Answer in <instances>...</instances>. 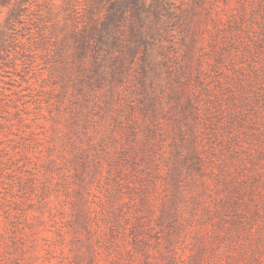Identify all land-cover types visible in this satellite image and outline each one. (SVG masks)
Returning <instances> with one entry per match:
<instances>
[{
    "label": "rangeland",
    "instance_id": "374dc122",
    "mask_svg": "<svg viewBox=\"0 0 264 264\" xmlns=\"http://www.w3.org/2000/svg\"><path fill=\"white\" fill-rule=\"evenodd\" d=\"M174 3L144 88L79 49L86 0L0 5V264H264V0Z\"/></svg>",
    "mask_w": 264,
    "mask_h": 264
},
{
    "label": "trees",
    "instance_id": "16d2710c",
    "mask_svg": "<svg viewBox=\"0 0 264 264\" xmlns=\"http://www.w3.org/2000/svg\"><path fill=\"white\" fill-rule=\"evenodd\" d=\"M27 1L0 0V5L8 10V25L19 22L20 17L27 8ZM86 4L88 9L102 13V17L96 21L90 31L83 32L86 33V36H80L79 42L81 46L79 49H82V51H93L102 59L101 64L103 65L111 63L114 69L112 72L116 76L117 81L121 82L123 78L118 77L129 72L135 76V80L141 87H146L148 83L146 80L147 75L151 73L144 57L146 46L151 45V42L159 38H163L171 26L178 24L180 14L177 12L180 7L174 3V0H86ZM157 25H162L164 28L160 30L161 32L156 31V33H153V29H156ZM141 29H147L143 37L140 33ZM126 37L128 45L122 39ZM4 43L0 45V51L5 49ZM114 51H119L121 55L111 57ZM97 67H99V64L95 63V66L91 67L88 72L97 74L100 69L96 70ZM190 161L192 162V169L200 173L202 170V158L195 150L192 152ZM166 175V183L174 192L173 198L176 199V195L180 193L181 184L184 181V174L182 170L175 166L173 169L171 167L169 172H166ZM231 190L236 191L235 189ZM234 195L227 192V197L221 201V208L223 210L230 208L237 214L236 211L239 206L233 199ZM177 208L178 204L176 201H171L167 208L163 205V209L160 210L159 221L167 223V226L176 223L178 220ZM215 214L219 215V212L215 211ZM231 216L233 218L236 217L234 214ZM239 224L232 219V227H237Z\"/></svg>",
    "mask_w": 264,
    "mask_h": 264
}]
</instances>
